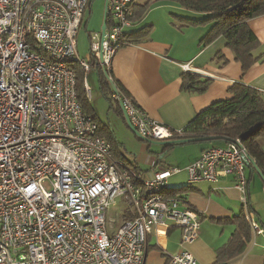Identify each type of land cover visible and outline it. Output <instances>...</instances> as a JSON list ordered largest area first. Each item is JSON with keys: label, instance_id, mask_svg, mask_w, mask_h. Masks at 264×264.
I'll return each instance as SVG.
<instances>
[{"label": "built area", "instance_id": "built-area-1", "mask_svg": "<svg viewBox=\"0 0 264 264\" xmlns=\"http://www.w3.org/2000/svg\"><path fill=\"white\" fill-rule=\"evenodd\" d=\"M89 2L0 0V264H145L149 237L162 245L174 229L180 250L166 264H201L188 248L200 236L201 212L166 193L183 171L190 184L232 176L245 219L264 237L249 208L252 157L241 137L211 144L184 168L142 170L114 158L79 102L75 66L88 100V73L107 72L112 99L141 138L167 141L177 130L152 120L108 75L131 44L136 0H106L107 27L91 34L81 58Z\"/></svg>", "mask_w": 264, "mask_h": 264}, {"label": "crops", "instance_id": "crops-1", "mask_svg": "<svg viewBox=\"0 0 264 264\" xmlns=\"http://www.w3.org/2000/svg\"><path fill=\"white\" fill-rule=\"evenodd\" d=\"M146 5L149 6L146 8ZM134 10L137 15L130 33L146 26L151 27L150 32L140 41L132 42L118 51L112 71L115 79L155 122L181 131L214 102L231 98L229 89L235 83L254 87L264 96V58L243 72L241 63L227 47L224 36L217 37L207 45L202 43L212 24L184 26L181 22V18L200 19L207 17L205 14L186 10L174 0H136ZM248 23L261 42V47L255 53L264 55V15L255 17ZM186 65L190 66V73L213 79L206 92L198 94L183 90L182 75L187 71L184 68ZM92 108L95 111L93 106ZM95 114L97 115L96 111ZM97 118L99 119L98 115ZM100 125L102 127L101 123ZM101 134L103 135V131ZM112 135L114 136L113 131ZM211 144L213 143L201 146L197 154L188 158L174 152L170 161H175V166L184 168L198 159ZM114 158L119 159L115 155ZM145 160L151 164L145 170L171 167L166 161V154L161 158L158 154L150 155ZM129 163L144 170L136 161ZM248 171L252 174L256 172L250 167ZM181 173L184 174V182L168 185V189L190 187L188 191L176 196L201 212L200 236L188 248L201 264H213L218 253L228 246L237 231L235 223L221 220L245 213L241 193L235 188L232 176L218 182L190 184L187 173ZM262 190L264 192V187ZM248 191L249 201L253 206L250 182ZM258 220L264 226L261 216ZM180 240L179 229L170 231L167 239H161L162 245L157 244L156 237L151 235L145 264H166L180 250ZM263 241L264 237L255 236L251 230V239L245 249L224 264H264Z\"/></svg>", "mask_w": 264, "mask_h": 264}, {"label": "trees", "instance_id": "trees-1", "mask_svg": "<svg viewBox=\"0 0 264 264\" xmlns=\"http://www.w3.org/2000/svg\"><path fill=\"white\" fill-rule=\"evenodd\" d=\"M174 1L178 2L186 10L207 16L200 19L181 18V22L184 26L212 24L210 30L202 39V43L207 45L217 37L224 36L227 47L233 51L235 59L241 63L243 72L248 71L255 63L263 60L264 55H256L255 53L261 47V42L250 28L248 21L264 15V0ZM89 6L92 9L91 0ZM148 6L146 5V8ZM85 22H89V19L85 20ZM150 29L151 27L146 26L134 33H130V42H138L148 36ZM75 68L77 70L79 102L85 112L98 120L91 103L89 104L87 101L83 71L79 66H75ZM97 71L101 91L109 99L111 107H113V89L108 80L107 72L100 68H97ZM111 74L118 92L134 100L129 92L115 79L113 71L108 72V75ZM212 81V78H202L196 73L186 71L182 75V88L186 92L202 94L208 90ZM229 92L232 94L231 98L214 102L199 113L183 130L180 132L175 131L174 137L166 143L164 152L176 146L192 143L229 142L236 137H241L249 150L250 156L255 160L256 166L264 176V147L261 143L264 140V96L259 90L244 83H235L229 89ZM118 106L119 111L122 112L119 104ZM103 127H105L103 124L102 127L100 125V134ZM190 139L205 140L185 142V140ZM134 167L138 168L137 166ZM189 189L190 187L187 186L170 188L166 193L169 196H176L178 193L186 192ZM249 208L252 210L251 204ZM221 221L235 223L237 231L232 236L228 246L218 253L217 260L213 264H224L226 260L241 253L251 239V228L243 212L233 218Z\"/></svg>", "mask_w": 264, "mask_h": 264}, {"label": "rangeland", "instance_id": "rangeland-1", "mask_svg": "<svg viewBox=\"0 0 264 264\" xmlns=\"http://www.w3.org/2000/svg\"><path fill=\"white\" fill-rule=\"evenodd\" d=\"M91 1L92 9H90L89 6L86 15V21L89 19V22L83 23L78 36V51L81 58H88L90 55V36L92 33L100 32L102 30L105 16L106 0ZM88 82L91 88L92 99L87 101L94 107L99 116V122L105 126L101 130L103 131V136L112 141L113 154L119 158L118 160L120 162L133 166V164L129 162L136 161L144 169L149 168L151 165L146 163L145 159L148 156H156L158 154V157H161L162 154H166V161L169 166L175 167L176 162L170 161L174 152L181 153L184 158H188L197 154L199 148L207 144L192 143L183 146H176L164 152L166 142L171 141V139L167 141L146 140L138 136L129 125L123 113L119 111L118 104L112 101V104L114 105L112 108L109 99L103 95L100 88L97 69H92L88 73ZM112 131L114 132V136L112 135ZM261 143L264 147V140H262ZM247 176L251 187L253 211L256 216H261L264 221V192L262 190L264 187V180L258 171L253 174L251 171H248ZM184 179L183 173L179 175L176 174L169 178L168 185L172 186L175 184H181L184 182Z\"/></svg>", "mask_w": 264, "mask_h": 264}, {"label": "water", "instance_id": "water-1", "mask_svg": "<svg viewBox=\"0 0 264 264\" xmlns=\"http://www.w3.org/2000/svg\"><path fill=\"white\" fill-rule=\"evenodd\" d=\"M107 27V16L105 14L104 16V21H103V25H102V31L104 32L105 29ZM130 125V124H129ZM131 126V125H130ZM131 128L134 130V128L131 126ZM134 132H136L134 130ZM201 140H205V139H190V140H185V142H195V141H201ZM167 143V142H166ZM164 154L161 155V157L163 156ZM160 157V158H161ZM251 163L252 164H248V166L251 168V170L254 172L255 170L258 171L260 173V175L262 176L263 180H264V176L261 174L260 170L258 169V167L256 166V163L253 159H251Z\"/></svg>", "mask_w": 264, "mask_h": 264}]
</instances>
